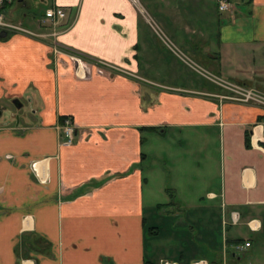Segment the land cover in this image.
<instances>
[{
  "label": "crops",
  "instance_id": "1",
  "mask_svg": "<svg viewBox=\"0 0 264 264\" xmlns=\"http://www.w3.org/2000/svg\"><path fill=\"white\" fill-rule=\"evenodd\" d=\"M36 1L23 26L62 7L57 40L88 58L74 67L49 36L0 29V96L32 108L0 122V264H264L262 112L195 68L264 91V0L225 14L216 0ZM145 134L167 135L174 206L144 168Z\"/></svg>",
  "mask_w": 264,
  "mask_h": 264
},
{
  "label": "rangeland",
  "instance_id": "2",
  "mask_svg": "<svg viewBox=\"0 0 264 264\" xmlns=\"http://www.w3.org/2000/svg\"><path fill=\"white\" fill-rule=\"evenodd\" d=\"M34 1L36 0H27V2L29 3L26 5L27 7L21 5L18 7L14 6L13 7L14 10L13 9L10 10L8 8L4 9L5 19L16 24L27 25L26 24L27 22L24 23L22 22L23 19L31 18L34 20L36 16L39 15L41 10L43 9L42 6L37 7L38 5L37 1L36 3ZM231 3L234 4V6L241 8L240 0H231ZM217 6H218V0H216V7ZM222 12L225 14L224 11ZM6 36H8V34H6ZM175 51L178 53L180 57H183L182 54L177 49H175ZM199 70L201 71L205 80L210 81L209 78L205 76L207 75V72L205 71L206 69L201 67L199 68ZM14 99H18V101L22 104V106L21 107L15 106V104L13 103ZM31 109H32L31 103L28 101L26 96L12 97L8 95L5 87H3V94L0 96V122L6 120L8 121L9 119H11L12 114L21 115V116L28 115ZM143 144H144V150L147 151V157L144 159L143 165L144 168H147L149 166L152 167V171H154L155 176L154 178H152V184L153 187L157 189L156 194H158V197L161 199L162 202H166V203L168 202V204L171 202L175 203L172 204V206L178 204V201L176 200V197L173 194V192H170L169 190H168L169 193L167 192V187H169V184H167V180L170 178V176H172V171L168 172L163 176H160L158 171V167L160 166H163L165 169L169 168L170 163L168 157L166 156L168 155L167 153L169 151V147L171 146L169 141L167 140V135L164 136L156 135L154 139L153 138L150 139L145 134L143 138ZM177 154L180 156L179 158H176L175 165L181 166L183 164V158L181 156V153L178 152ZM180 175L183 178V174L181 173ZM161 187L165 188V190L160 192ZM173 208H177V207H173ZM163 213L165 214L166 211L164 210ZM148 223L150 222H147V224ZM251 240L253 244H255L259 239L255 238V235H252ZM260 258L264 259V257H260ZM244 259H245L244 261H247L250 259V257Z\"/></svg>",
  "mask_w": 264,
  "mask_h": 264
},
{
  "label": "built area",
  "instance_id": "3",
  "mask_svg": "<svg viewBox=\"0 0 264 264\" xmlns=\"http://www.w3.org/2000/svg\"><path fill=\"white\" fill-rule=\"evenodd\" d=\"M16 1L17 0H0V29L37 35L32 31L25 29L20 24H15L5 19L3 9L7 5H11ZM217 8L219 11L227 10L229 8L228 1L218 0ZM63 16H64V9L62 7L56 6L55 4L51 3L45 9L43 17L40 22L56 25L58 20L61 19ZM55 44L56 46H58L56 42ZM61 50L64 49L55 48L54 50L55 54L61 53ZM83 56H85L83 53L77 52V54H75L73 58L79 61L82 59ZM195 68L202 75L201 71L199 70V67H195ZM205 76H207L212 83H214L223 91L221 94L218 95L220 98L229 99L232 101L240 102L246 105L256 106L257 108H259L262 112L261 122L264 125V91L263 90H260L252 86H247L238 82L230 81L221 78L219 76H216L214 74H211L209 72H207V75ZM74 129H75V125L70 121V119L66 118L62 125L64 144H70L73 141ZM263 138H264V133H263ZM247 246H249V242L236 243L234 245L236 250H241L243 247H247ZM164 264H171V263L166 262Z\"/></svg>",
  "mask_w": 264,
  "mask_h": 264
},
{
  "label": "flooded vegetation",
  "instance_id": "4",
  "mask_svg": "<svg viewBox=\"0 0 264 264\" xmlns=\"http://www.w3.org/2000/svg\"><path fill=\"white\" fill-rule=\"evenodd\" d=\"M47 7L44 8L43 10V13L42 15L37 19L39 22H37V25H36V28H37V31L36 30H33V29H30L26 26H23L22 24H20L22 27H24L25 29L29 30V31H32L33 33L37 34V35H32V34H28V33H23V32H14V31H11V32H14V33H20L22 35H25V36H29V37H32V38H43L45 36H49L51 39L49 41V48H50V53L53 57V59L55 60H67V61H70L72 63V65L74 67H77V63H79L75 58H73V56L75 54H77V50L71 48V47H68V46H65L64 44H62L61 42H59L56 38V34L58 32V30H56L55 28L57 27L56 25H51V24H48V23H42L40 22L42 17H43V14H44V11ZM13 23V22H12ZM16 24V23H15ZM43 28H50L49 30V33H44L42 31H38L40 29H43ZM7 33H9L7 31ZM40 35V36H39ZM55 42L58 44V46H56ZM164 42H166L168 45H170V41L167 39V38H164ZM55 48H63L64 50H61V53H58V54H55ZM183 57H180L184 62L188 63V59L182 54ZM83 58H88L86 55L82 57ZM81 59V60H82ZM86 75V74H84ZM16 106V105H15ZM22 106V104L20 103V107ZM30 113V112H29ZM26 115H16V114H12V117L11 119H9L8 121L12 122L13 124L15 125H18V123L23 119L25 118ZM68 118L70 119V121L75 125V129H74V138H73V141L70 143L72 144L74 142V139H75V135H76V124L74 122V120L70 117V116H63L60 118V123L58 125V129L61 131L62 133V136H63V132H62V125H63V122L64 120ZM69 145V144H67Z\"/></svg>",
  "mask_w": 264,
  "mask_h": 264
},
{
  "label": "water",
  "instance_id": "5",
  "mask_svg": "<svg viewBox=\"0 0 264 264\" xmlns=\"http://www.w3.org/2000/svg\"><path fill=\"white\" fill-rule=\"evenodd\" d=\"M4 34V33H3ZM13 103L17 106L20 107V102L18 101V99H14Z\"/></svg>",
  "mask_w": 264,
  "mask_h": 264
},
{
  "label": "trees",
  "instance_id": "6",
  "mask_svg": "<svg viewBox=\"0 0 264 264\" xmlns=\"http://www.w3.org/2000/svg\"><path fill=\"white\" fill-rule=\"evenodd\" d=\"M250 244V243H249Z\"/></svg>",
  "mask_w": 264,
  "mask_h": 264
}]
</instances>
